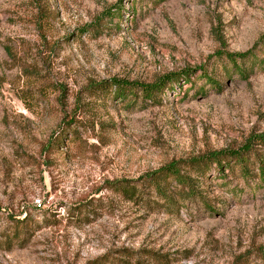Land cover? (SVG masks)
<instances>
[{
  "label": "rangeland",
  "instance_id": "obj_1",
  "mask_svg": "<svg viewBox=\"0 0 264 264\" xmlns=\"http://www.w3.org/2000/svg\"><path fill=\"white\" fill-rule=\"evenodd\" d=\"M179 71L151 101L108 84ZM252 139L179 165L192 196L142 184ZM259 159L264 0H0V264H264Z\"/></svg>",
  "mask_w": 264,
  "mask_h": 264
},
{
  "label": "trees",
  "instance_id": "obj_2",
  "mask_svg": "<svg viewBox=\"0 0 264 264\" xmlns=\"http://www.w3.org/2000/svg\"><path fill=\"white\" fill-rule=\"evenodd\" d=\"M246 55V53L240 55L229 53L225 54V56L230 60H233L236 57L243 58ZM185 76V71L168 72L163 74L156 81L150 84L129 82L123 80H111L108 84L116 88L115 98L125 97L123 92L127 91V94L132 93L133 99L136 98V92H139L142 100L151 101L155 94L162 92L171 84L177 83L180 77L185 78ZM253 138L259 139L260 137L257 136ZM252 141L253 139L246 142L244 145H242L239 149L236 150H220L210 152L204 156L189 159L185 162H171L165 165L164 167H161L155 171L145 174L143 176L142 184L145 185L146 188L149 189L152 193H154L159 199H163L166 198L162 187L164 180L169 177H172L177 185L187 188V190L185 191L186 196H192L194 192L192 191L189 184L190 178L186 173L182 172L181 167L179 165L184 164L189 170H192V172L197 171V176H203L205 170L211 165L215 167L216 170L221 171L225 161H227L228 159L233 158L235 160H238L239 162H243V158H246L251 151L250 145ZM257 167L259 180L264 186V161L262 159L258 160ZM115 186L117 191L123 196H125L126 199L132 200L135 198L137 193L135 185L130 184V182L121 185V182L117 181L115 182ZM165 200H169V197H167ZM98 264H102V261Z\"/></svg>",
  "mask_w": 264,
  "mask_h": 264
},
{
  "label": "built area",
  "instance_id": "obj_3",
  "mask_svg": "<svg viewBox=\"0 0 264 264\" xmlns=\"http://www.w3.org/2000/svg\"><path fill=\"white\" fill-rule=\"evenodd\" d=\"M125 40L127 41V37H126ZM128 43H129V45L133 46V44H132L130 41H128ZM133 47H134V46H133ZM33 204H34V206H36V207H40V200H39L38 198L34 199V200H33Z\"/></svg>",
  "mask_w": 264,
  "mask_h": 264
}]
</instances>
